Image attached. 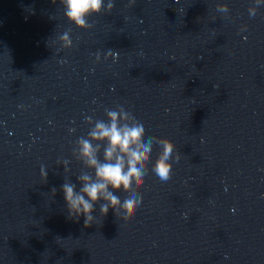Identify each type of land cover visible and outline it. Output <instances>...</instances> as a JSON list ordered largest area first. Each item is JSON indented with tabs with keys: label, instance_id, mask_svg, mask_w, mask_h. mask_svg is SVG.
Instances as JSON below:
<instances>
[{
	"label": "water",
	"instance_id": "water-1",
	"mask_svg": "<svg viewBox=\"0 0 264 264\" xmlns=\"http://www.w3.org/2000/svg\"><path fill=\"white\" fill-rule=\"evenodd\" d=\"M113 2L79 29L59 0H0V264H264V7ZM119 106L180 160L161 182L154 144L137 215L85 227L61 185L89 171L85 118Z\"/></svg>",
	"mask_w": 264,
	"mask_h": 264
},
{
	"label": "clouds",
	"instance_id": "clouds-1",
	"mask_svg": "<svg viewBox=\"0 0 264 264\" xmlns=\"http://www.w3.org/2000/svg\"><path fill=\"white\" fill-rule=\"evenodd\" d=\"M59 3L64 8L68 22L79 29H90L92 25L88 23V17L105 10V0H59ZM134 4L135 0H129V6ZM113 7V0H108L106 10L110 12ZM261 7H264V0H253L247 10L249 18H255ZM216 11L225 18L230 13L226 3H217ZM246 29L247 25H242L240 30ZM59 39L66 47L72 45V39L67 31ZM108 55L116 56L118 53L109 51ZM105 112L106 120L93 121L92 117H86V123L91 126L90 130L86 137L82 136L76 141L73 150L76 159L89 170L82 171L76 177L80 187L77 188V184L71 180H65L61 185L68 219L79 221L83 217L85 227L93 224V213L97 204L103 217L109 210L125 222L137 215L143 201L139 190L143 187L149 171L148 165L151 163L154 144L161 150L152 164L151 172L161 182H167L172 178L173 162L180 160L175 145L169 139L163 137L145 139L144 125L122 106L106 109ZM66 164L67 162L65 170ZM41 176L46 181L47 171L43 166ZM121 191L127 193L123 201L114 195L115 192ZM55 193L56 189L53 188L52 194ZM101 201L103 203H100Z\"/></svg>",
	"mask_w": 264,
	"mask_h": 264
}]
</instances>
